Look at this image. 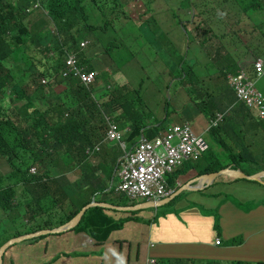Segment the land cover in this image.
<instances>
[{
  "label": "trees",
  "instance_id": "16d2710c",
  "mask_svg": "<svg viewBox=\"0 0 264 264\" xmlns=\"http://www.w3.org/2000/svg\"><path fill=\"white\" fill-rule=\"evenodd\" d=\"M39 1L43 13L38 14L36 20H33V14L37 9L34 5L37 0H0V163L10 165L8 170L0 172V216L2 214L4 216L0 225L20 208L23 210V218L28 222H25L26 226L23 229L16 227L10 235L6 229H0V247L14 236L67 223L88 204L87 201L67 212L66 206L73 203L75 198L66 195L62 181L66 173L76 169L82 182L97 177L99 167L84 164V161L90 158L89 155H92L95 145L106 135L105 117H113L116 123L121 121V117L115 116L112 112V106H120L122 114L128 118L130 132L124 139L126 149L128 145L136 144L140 138L151 140L158 136L164 129L163 124L168 117L166 113L162 120H156L152 124L145 122L144 116L152 118L153 112L144 103L142 85H139V90H131L125 85L120 88L121 85H112L113 90L109 92L108 97L97 105L91 90L83 86L76 77L62 76L65 70V52L70 48L74 49L86 71L93 69L87 63L85 53L78 47V33L81 31L86 32L88 29L90 32H95L99 47L104 50L105 56H108L105 46L112 45L113 35H116V31H113V34L110 31L111 22L116 20L118 15L125 16V12L123 14L119 12L121 8L119 0ZM205 1L208 0H181L182 8L187 10L183 14L176 13L179 9H171L169 3L165 1L171 16L162 18L158 29L167 37L165 46L180 44L177 48L181 54L179 66L183 61L186 41L195 40L196 44L201 43V47L205 43V40L192 38L183 24V19L188 15L191 16V24L201 19ZM255 1L232 0L228 4L227 0H222L223 19L228 22L231 15L233 17L246 15L247 8H252L253 12L256 6L262 3L260 0ZM143 5L146 6V15L153 11L149 0H144ZM46 19L54 27L53 34L46 27L48 25ZM93 21L95 24L92 23ZM151 21H154V15L151 16ZM207 21L208 18L205 19V22ZM166 22L169 24H163ZM207 26L209 32H214L210 24ZM146 27L150 26L146 24ZM221 36L219 35L218 38L220 39ZM261 36L264 39V34ZM24 37L25 39L21 40ZM103 37L106 41L102 40ZM178 51L174 50V56ZM22 55H31L30 60L37 59L44 64L41 72L36 73L31 69V81L38 91L36 93H30L26 88L17 85L20 79L17 67L25 64ZM225 57L230 55L226 52L218 62L221 68L206 86L204 93L206 100L202 98V101L196 105V109L206 116L208 121L214 119L217 113L230 110L220 124L207 131L209 140L223 150L215 151L208 142V150L202 155L207 165L199 169L194 162L191 164L185 162L182 167L166 176L168 188L176 190L177 185L173 186L178 176L186 174L191 169L198 175L217 172L230 165L231 169H238L245 175H253L264 170L259 158L250 152L253 144L246 138L250 132L253 133V140L259 134L264 137V119L254 118L244 106L235 103L234 91L227 83V75H234L233 71L228 70L229 67H234L233 59H227L228 65L224 67ZM108 59L112 61L109 56ZM10 64L14 69L9 67ZM137 66L142 70L140 65ZM24 69L28 71L26 66ZM176 72L184 90L195 94L198 79L191 80L193 73L189 69L185 70L183 65L177 67ZM39 76L48 79L49 85L41 84L38 81ZM57 85L65 86V90L60 94H53V88ZM192 88L194 90H190ZM11 89L12 92L9 93ZM118 92L121 102L117 101ZM130 94L134 95L132 100L129 99ZM198 96L202 97V94ZM8 97L10 102L4 106L3 100ZM136 103L149 112H136ZM94 110L97 112L95 118L98 121L89 128L90 134L94 137L91 139L85 136L86 125L93 117ZM155 123L158 126L153 125ZM55 160L56 165L61 168L58 172L54 169ZM242 165H246L247 168L243 169ZM35 166L36 173H30V169ZM115 167L117 171L118 164ZM116 171L111 170L109 174L112 175ZM18 183L21 184L19 189L16 187ZM92 192L96 193L97 189ZM117 195H120L122 201H127L123 194ZM176 198L166 205L174 202ZM129 202V206H133L135 201ZM98 216L114 224L102 214L101 208L91 207L85 210L80 221L69 230L94 232L104 225L101 222L90 224ZM159 217L158 215L153 217L152 222H156ZM120 223L123 222L115 223L113 226L118 227ZM3 264H7L6 253ZM228 264H264V260L255 262L234 260Z\"/></svg>",
  "mask_w": 264,
  "mask_h": 264
},
{
  "label": "crops",
  "instance_id": "0c3cea01",
  "mask_svg": "<svg viewBox=\"0 0 264 264\" xmlns=\"http://www.w3.org/2000/svg\"><path fill=\"white\" fill-rule=\"evenodd\" d=\"M260 1L262 3L256 6L252 12L255 21L247 15L237 17L231 15L228 18L230 22L223 21L221 35L228 42L224 46L227 54L233 57L234 67H229V70L233 71L234 74L241 70L250 73L252 71V63L257 58L262 59L264 69V39L257 31V28L262 26L264 22V0ZM136 2V0H131L129 5ZM40 13L35 10L33 20H36ZM46 21L48 22L46 27L53 34V25L49 20L46 19ZM159 23L160 21L157 23L158 28ZM137 24L142 27L141 23ZM158 28L153 34L157 43L160 42L164 45L167 42V37L163 34L164 36H159L157 39ZM120 29L121 24L118 22L117 36L120 35ZM85 33V37H80L78 42H87V46L82 51L86 55L87 63L90 64L91 68H93L92 70L97 74L95 82L89 89L93 93L95 104L100 105L108 97L109 92L113 90V88L107 87L108 93L95 94L103 87V83L110 81L112 85H121L122 81L117 79L118 83L114 82L116 78H112V72L116 71V69L103 58L105 53L97 43L96 33L90 32L88 29ZM229 38L230 40H228ZM102 40L106 41V38L103 37ZM238 42L241 43L242 48H239ZM228 47H231L229 53ZM201 56L205 59L202 54ZM221 56H224V52ZM131 60L136 66L137 64L139 65L135 57L134 59L131 58ZM25 66V64H21L17 67L20 77L17 85L21 88H27L30 85L27 78L31 76V70L25 71ZM9 67L14 69L11 64ZM150 75L154 79L152 80L153 87L147 101L144 100V103L154 112V107L160 104L165 105L168 101L166 94L168 91L170 92L173 82L168 69L164 66L159 67L158 71H154ZM263 81L264 73L256 82V87L258 88ZM47 82H49L48 79ZM168 82L170 86L166 88ZM162 86L167 89L163 94L160 91ZM64 90V86L57 85L52 92H54L53 94H60ZM190 90H194V88ZM184 91L187 92L186 90ZM260 91L264 95V90ZM11 92L12 89L9 93ZM173 99L177 100L176 97H170L169 101ZM186 106L190 107L184 100L178 105V107L183 109ZM190 108L192 111L189 115L183 117L182 123L188 122L194 126L197 125L196 122L203 115L198 114L196 109ZM95 115H97L96 110L92 112L93 117L89 119L86 125L85 136L87 138H94L90 134L89 128L92 124H97L98 120ZM151 117L144 116L145 122L152 124L156 120L164 118V116H156L154 113ZM111 118L113 119V117ZM128 124L129 122L117 123L119 130L123 133V141L130 132ZM153 125L158 126L156 123ZM169 126H164L161 133ZM207 142H209L208 138ZM112 143L115 142H104L99 152L90 155V158L84 161V164L99 167L97 177L82 182L77 169L68 172L76 176L74 181L70 182L67 180V173L64 175L62 187L69 198H75L73 203L66 206L67 212L74 210L87 201L88 204L98 202L119 207L129 206V201L124 202L121 200L120 195H117L119 194L116 191L119 183L117 171L112 175L109 172L116 170L115 165L118 164L119 159L125 152L129 153L135 144L128 145L126 149V143L124 142L123 149L117 143L112 146ZM120 148L124 150V153L121 152ZM53 164L57 172L61 170L56 165V160ZM228 167H231V165ZM199 176L201 175L191 169L186 174L178 176L173 186L177 185L176 190L170 188L171 193L180 189V192L175 197H178L182 191H187L186 200L181 207L168 209L169 205L166 204L175 197L160 207L133 211L104 209L95 206L103 209V215L112 223L123 222L124 225L120 228L115 227L113 226L114 224L98 216L90 224L96 222L104 223L101 230L97 231V235L100 238L95 239L84 231L72 230L59 232L60 234H45L46 236L38 240L30 238L31 240L27 239L28 241H24L28 243L20 242L23 245H20L19 250L12 251L10 259L11 261L14 260V264H25L27 262L30 264H215L216 262L228 264L234 260L248 262L264 260V184L245 179H234L233 181L218 183L216 182L217 178L226 177L219 176L202 190H191L189 185H195ZM262 181L264 182V179ZM233 183L235 185L230 189ZM94 189H97L96 193L92 192ZM258 192H263V194L256 197ZM219 195L222 197L217 200L216 198ZM142 202L135 201L132 205ZM190 202L201 205L203 210L196 205H191ZM143 213H150L152 216L157 213L160 217L156 222L149 223L143 219ZM24 222L28 223L26 219H24ZM215 238L220 239L219 244H215ZM13 246L9 249H12ZM109 248H114V250L108 252ZM104 253L106 254L105 257L103 256ZM150 259H153L152 263Z\"/></svg>",
  "mask_w": 264,
  "mask_h": 264
},
{
  "label": "rangeland",
  "instance_id": "374dc122",
  "mask_svg": "<svg viewBox=\"0 0 264 264\" xmlns=\"http://www.w3.org/2000/svg\"><path fill=\"white\" fill-rule=\"evenodd\" d=\"M120 1V6L119 12L120 14H123L125 12V16H119L116 17L114 21L111 22V27L110 31L113 34V31H116L118 28V22L121 24V29H120V35H113V43L112 45L105 46V50L108 53V56L112 59L109 60L108 56H103V58L106 59L107 63L112 65L116 71H113V76L112 78H116L114 81L115 83L117 82V79H120L122 81V86H127L128 88L132 89H138L139 90V85H142V97L144 100L147 101L151 89L153 87L152 80H154L150 73L154 71H158L159 67L164 66L165 68L168 69V73L171 76V81L173 82L172 88L170 92L168 91L166 94V97L168 99V102L164 104H160L157 107H154V114L156 116H166V113L168 114V117L166 121L163 124L164 126H169L173 124H182L183 117L186 115H189L192 109H196V105L199 104L202 101V98L206 100V97L204 95L206 91V86L209 84L210 79L212 76L216 74V72L221 68V66L218 64L219 61H221L222 53L224 52V55L226 53V48L224 46L225 43L228 44L226 39L221 36L220 39L218 38L219 35H221L222 30V24L223 21H226L223 19V13L221 10V1L222 0H208L204 2V8H203V16L201 19L196 22L191 24V16L183 19V24L186 26L187 30L191 34L192 38H196L199 41L205 40V43L201 47V43L196 44L195 40H190L186 41L184 44L183 48V61L181 62V65H183L184 69L187 70L189 69L193 75L191 76V80L195 81L198 79V82L196 84V90L197 92L193 94L192 92H185L183 88L182 81L180 80V77H178V74L176 72V68L180 67L178 65V62L181 58L180 52L177 50L179 45L173 46V45H162L160 42L157 43V40L153 34L155 30L158 28L157 23L162 20L165 16H171L169 12V7L166 5L165 1H167L170 5L171 9H179L176 13L183 14L185 11H187L185 8H182L180 1L181 0H149L151 2V8L152 12L145 13L146 6L143 5L144 0H136L137 2L135 4L129 5L131 0H119ZM232 0H227L228 4ZM255 1V0H254ZM257 1V0H256ZM255 1V2H256ZM242 13V12H241ZM240 13V14H241ZM244 14V13H242ZM247 16H250L254 21L255 19L253 18V13H252V8L246 9ZM154 15V21H151V16ZM128 18V19H127ZM208 18V21L205 22V19ZM230 22V21H228ZM95 24V21L92 22ZM137 23H141L142 27L138 25ZM146 24H148L150 27L147 28ZM207 24H210L214 32H209ZM197 28V29H196ZM224 28V27H223ZM257 31L260 35L264 34V22L262 23V26L257 28ZM158 32V37L162 36V33H159V29L157 30ZM86 33L84 31H81L78 33V37H85ZM164 36V35H163ZM22 38L21 40H24ZM230 40V38L228 39ZM232 45V44H230ZM239 48H242V45L240 42L237 43ZM247 46V45H246ZM109 47V48H108ZM201 47V48H200ZM224 47L225 49H223ZM174 50L178 51L176 53V56H174ZM231 47H228V53L230 52ZM20 51V50H19ZM201 54L205 59L202 58ZM131 57H135L139 63V65L142 67V70L138 68L134 62L131 60ZM17 60L19 59L18 56L15 57ZM21 58H24V63L26 67L31 70H35L37 72H41L44 69V64H42L40 61L37 59L30 60L31 55H22ZM233 57L230 55V57H225L223 66L227 67L228 63L227 59H232ZM187 61V62H186ZM186 62V63H185ZM229 70V68H228ZM144 72V73H143ZM233 74H228L227 78ZM148 78V79H147ZM44 79L46 80L45 82L42 83L41 80ZM144 81L142 82V80ZM29 82V87L26 88V90L30 93H36L38 91L35 90V85L31 81V76L27 78ZM179 80V81H178ZM38 81L41 84L49 85V82H47L46 78H43L42 76L38 77ZM157 83V82H155ZM229 84V83H228ZM116 85V84H114ZM63 86V85H62ZM170 86L169 82L166 84V88ZM65 87V86H64ZM112 88V84L110 81L104 82L103 87L95 92V94L99 93H108V88ZM258 88L260 90H264V81L261 83ZM58 89V88H56ZM167 89H165V86H162L160 88L161 93H165ZM209 92V91H208ZM210 93V92H209ZM198 94H202V97H199ZM93 97V94H92ZM170 97L172 98H177V100H172L169 101ZM134 98L133 94L129 95V99L132 100ZM186 101L187 105L190 107H185L180 108L178 105H180L182 102ZM121 102V98L119 97V92H118V100ZM116 101V102H117ZM10 102V97L6 98L3 100V105H7ZM168 105V106H166ZM136 112H141L147 113L145 108L142 106H139L136 103ZM112 112L114 113L115 116L121 117L122 123H125L128 121V118L122 114V108L120 106L114 105L112 106ZM198 114H202L199 110H197ZM203 115V114H202ZM208 118L206 116H203L200 118L196 124L192 125V129L195 133H203L207 127H208ZM107 128V126H106ZM206 141L207 138L209 139L207 133L204 135ZM246 138L250 143L253 144V146L250 148V152L255 156L258 157L260 160V163L264 165V137L262 135H258V137L253 140V133L250 132ZM209 144H211V147L215 151H222L223 149L221 147H217L214 143H212L209 140ZM112 146L115 145V143L111 144ZM121 152L124 153V150L122 148ZM115 150V149H114ZM5 164V165H4ZM195 165L199 169L203 168L205 165H207L204 156L200 158L197 162H194ZM8 166H10L8 163H0V172H4L8 170ZM243 169H246V165L241 166ZM30 173H36V170L34 172ZM67 180L74 181L76 179V176L73 173H67L66 174ZM234 179L232 178H226V177H219L217 178L218 183L222 181H233ZM235 184L233 183L230 187V189L234 186ZM16 187L19 189L21 187V184L18 183L16 184ZM187 191L184 190L181 192V194L177 197V199L169 204L168 209H173L176 207H181L184 205V202L186 200L187 196ZM263 192H258L256 194V197H259L262 195ZM222 196L219 195L216 199L218 200ZM128 201V200H127ZM137 204V203H136ZM135 204V205H136ZM191 205H196L198 206L201 210H203V207L199 204H196L194 202H190ZM108 209V208H104ZM17 212L12 214L11 218H7L4 222L1 223L0 229H6L9 233L14 231L16 227H20L19 229H23L24 226H26V223L24 222L23 218V210L22 208L16 210ZM103 211V209H102ZM146 211V210H143ZM102 214H104L102 212ZM144 217L143 219L146 220L147 222H152L153 217L157 215V213L152 216L150 213H143ZM4 219L3 214L0 216V222ZM27 221V219H26ZM124 223H120L118 227H122ZM101 230V228H98L94 232H90L88 230H80L84 231L87 235L91 236L92 238H100L99 235H97V231ZM72 231H77V230H72ZM60 234V233H59ZM108 236V235H107ZM39 239V238H38ZM37 239V240H38ZM31 240V239H30ZM28 241L23 240L20 242ZM20 242L15 243L11 245L10 247L13 246L12 249H7L8 251L6 253V260L7 264H11L14 260L11 261L10 257L12 255V251H17L20 249ZM28 243V242H24ZM114 250V248H109L108 252ZM103 256L105 257L106 254L104 253ZM10 259V261H9ZM25 264H30L29 262ZM33 264V263H32Z\"/></svg>",
  "mask_w": 264,
  "mask_h": 264
},
{
  "label": "built area",
  "instance_id": "2783aa9c",
  "mask_svg": "<svg viewBox=\"0 0 264 264\" xmlns=\"http://www.w3.org/2000/svg\"><path fill=\"white\" fill-rule=\"evenodd\" d=\"M35 8L38 4L34 5ZM87 45L86 41L79 43L81 48ZM65 70L62 76L72 75L86 88H90L96 80V72L85 71L82 68L73 49L65 52ZM264 73L263 61L257 58L252 63V73L248 74L241 70L235 75L227 78L228 85L233 89L237 102H239L256 119H264V96L257 89L256 82ZM42 83L45 80H41ZM230 113L226 110L217 113L213 120L208 123L203 134L194 133L191 124L182 123L169 126L162 134L153 140L141 139L131 152L121 158L119 162L118 178L119 183L116 191L125 195L130 201L134 200H154L159 201L168 197L171 190L166 183V176L183 166L185 162L192 163L198 161L208 145L204 134L223 121L224 117ZM107 130L105 140L116 142L122 147V133L118 125L111 118L105 117ZM95 145L97 151L99 145ZM31 172L35 169L31 168ZM215 242L218 244L219 239Z\"/></svg>",
  "mask_w": 264,
  "mask_h": 264
},
{
  "label": "water",
  "instance_id": "95a60500",
  "mask_svg": "<svg viewBox=\"0 0 264 264\" xmlns=\"http://www.w3.org/2000/svg\"><path fill=\"white\" fill-rule=\"evenodd\" d=\"M219 176H226V177L233 178V179H245V180L256 181V182L264 184V182L262 181V179H264V171H260L256 174H253V175H245L244 173H242L238 169H231V167H227V168L221 169L217 172L203 174V175L199 176L197 178V181L195 182V185L194 186L189 185V188L191 190H194V191L202 190L203 186L210 185L212 183V181H214ZM179 192H180V189L177 190L176 192L174 191L172 193V195H170L168 198H165L163 200H159V201L150 200V201H145V202H142L140 204L133 205V206L119 207V206H115V205L107 204V203L91 202V203L87 204L86 206H84L83 208H81V210L67 223H64V224L59 225V226L54 227V228L41 229V230L21 234L18 236H14L11 239H9L8 241H6L0 247V264L4 263V254L11 245H13L17 242L26 240V239H30L33 237L40 236V235L49 234V233H59V232L65 231V230H69L72 227H74L80 221L85 210H87L90 207L99 206L102 208H110L113 210H123V211H133L136 209L157 208V207H160V206L168 203Z\"/></svg>",
  "mask_w": 264,
  "mask_h": 264
},
{
  "label": "clouds",
  "instance_id": "9594fccd",
  "mask_svg": "<svg viewBox=\"0 0 264 264\" xmlns=\"http://www.w3.org/2000/svg\"><path fill=\"white\" fill-rule=\"evenodd\" d=\"M35 4H38V7H37L36 10L39 11V12H42V13H43V11L41 10V8L39 7V6L41 5L40 1L37 0V2H36ZM44 12H45V11H44ZM86 46H87V45H86ZM86 46H85V47H86ZM78 47H79V49H81V50L85 48V47L81 48V47L79 46V42H78ZM70 49H72V48H70ZM73 50H74V49H73ZM77 59H78V58H77ZM78 63H79V65H80L82 68L84 67V66H82V65L80 64L79 60H78ZM84 70H85V69H84ZM85 71H86V70H85ZM91 71H94V70H91ZM94 72H95V71H94ZM247 73H248V72H247ZM251 73H252V71H251L250 73H248V74H251ZM234 75H235V74H234ZM96 76H97V74H96ZM43 80H44V79H43ZM45 84H46V80H45ZM229 87H230V86H229ZM230 88H231V87H230ZM257 89H258V88H257ZM262 94H263V93H262ZM234 95H235V93H234ZM263 96H264V95H263ZM235 100H236L235 103H237L238 105H241L239 102H237L236 96H235ZM212 120H213V119H212ZM209 121H210V120H209ZM115 123H116V122H115ZM184 123H188V122H184ZM208 123H209V122H208ZM220 123H221V122H220ZM220 123H219V124H220ZM116 124H117V123H116ZM189 124H190V123H189ZM191 126H192V125H191ZM106 130H107V128H106ZM119 131H120V130H119ZM120 132H121V131H120ZM121 133H122V132H121ZM162 133H163V132H162ZM162 133H161V134H162ZM194 133H195V132H194ZM206 133H207V132H206ZM196 134H197V133H196ZM199 134H203V133H199ZM159 135H160V134H159ZM159 135H158V136H159ZM204 135H205V134H204ZM122 136H123V133H122ZM156 137H157V136H155L154 138H156ZM154 138H152L151 140H153ZM204 138H205V137H204ZM141 139H143V138H140V139L138 140V142H139ZM146 140H147V139H146ZM205 140H206V139H205ZM100 142H101V144L99 145L98 150H97V151L93 150L92 155H94L95 153H97V152L100 151V147H101V145H102L104 142H112V141H107V140H105V137H104ZM100 142H98V143H100ZM122 142H123V144H124L123 137H122ZM138 142H137V143H138ZM206 142H207V141H206ZM98 143H97V144H98ZM115 143H116V142H115ZM137 143H136V144H137ZM97 144H96V145H97ZM117 144H118V143H117ZM136 144H135V145H136ZM207 145H208V142H207ZM120 146H121V145H120ZM121 147H122V146H121ZM134 147H135V146H134ZM134 147H133V148H134ZM122 148L124 149V147H122ZM132 150H133V149H132ZM132 150H130V152H131ZM207 150H208V149H207ZM126 154H128V152L124 153V154L122 155V157H124ZM89 156H90V155H89ZM122 157H121V158H122ZM121 158H120L119 161H118V169H119V162H120ZM195 162H196V161H195ZM190 164H191V163H190ZM181 167H182V166H181ZM179 168H180V167H179ZM34 169H35V168H34ZM177 169H178V168H177ZM115 171H116V170H115ZM117 173H118V170H117ZM32 174H33V173H32ZM168 175H169V174H168ZM117 176H118V175H117ZM118 179H119V178H118ZM253 182H256V181H253ZM258 183H259V182H258ZM261 184H262V183H261ZM191 186H194V185H191ZM205 186H206V185H205ZM205 186L202 187V189L205 188ZM169 189H170V188H169ZM173 192H174V191H173ZM173 192H172V193H173ZM118 193H120V192H118ZM172 193H171V194H172ZM120 194H122V193H120ZM171 194H170V195H171ZM123 195H124V194H123ZM170 195H169V196H170ZM169 196H168V197H169ZM124 197H125V195H124ZM168 197H166V198H168ZM125 198H126V197H125ZM126 199H127L128 201H130L128 198H126ZM163 199H165V198H163ZM163 199H161V200H163ZM134 201H143V202H145V201H150V200H134ZM153 201H154V200H153ZM216 239H219V238H215V240H216ZM214 242H215V241H214ZM219 243H220V239H219ZM219 243H218V244H219ZM215 244H217V243L215 242ZM152 260H153V259H150V262H151V263H152Z\"/></svg>",
  "mask_w": 264,
  "mask_h": 264
}]
</instances>
